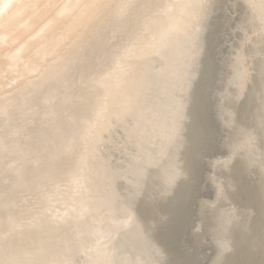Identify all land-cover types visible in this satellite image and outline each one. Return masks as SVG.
I'll return each instance as SVG.
<instances>
[{
    "label": "rangeland",
    "instance_id": "rangeland-1",
    "mask_svg": "<svg viewBox=\"0 0 264 264\" xmlns=\"http://www.w3.org/2000/svg\"><path fill=\"white\" fill-rule=\"evenodd\" d=\"M85 2H87V6L84 7V5H86ZM93 2V0H80L69 10L68 14H66L67 12L64 13V16L54 21L51 26L37 30L39 33L36 32L35 36H33V45H30V51L28 52L30 56L22 53L21 50L16 54L17 65L13 73V78H15L17 84L19 83L16 87V89L19 87V90H16L17 94H15V87L11 89L13 92L11 91L10 93L12 94L8 93L9 95L5 97V101L8 103L5 102L4 106L9 104L11 99L18 101L21 95L25 96L29 90L39 84L41 79L51 73V70H54L52 67L64 68L63 66L66 67L69 61L73 62L78 52L82 51L84 48H87L88 51L93 50L96 55H98V52L101 50L109 51L107 56L105 55L103 57L104 64H102V66L108 65L106 66L108 71L105 76L102 75L101 81L105 84H109V87L112 89L110 88V90H108L109 93L104 98L100 107L106 114V116L104 114L106 118L103 119L99 132V136L102 134L101 139L98 137L97 142L91 146L88 144L83 145L73 154H63L61 157L63 160L57 165L49 167L51 171L49 170L46 172L47 174L45 173L44 177L39 179L40 185L38 184L35 189L27 192L28 194H23L21 196V198L23 197L22 200L18 203L19 207L16 206V203L12 205L10 214H8L5 220H1L4 225L0 226V264H86L87 260L82 251L88 246L90 239H118L124 237L127 235L126 233L129 232V229L134 227L133 224L135 222L140 224L139 228L141 231L143 227H145L143 230H145L146 233L149 232L146 226L147 228L150 227L149 229L152 228L149 232L150 235L152 234L151 236H148L149 233H145V237L143 234L145 231L141 232V240L143 243L147 244V251L151 250V253L149 254L148 252V254L153 258L151 256H149V258L154 263L156 261V264H264V21H262V24H257L259 18H257L256 15L250 18L248 14L244 13L246 7L244 6L245 0H96L94 3ZM96 2H99V6ZM101 3L102 6H100ZM80 4H82V6ZM125 6L128 9H124L123 7ZM223 7H225V9H223ZM100 8L103 9L101 10ZM95 10L96 12H94ZM217 10L221 12V16L217 21L219 23L211 24ZM223 11H225V13H223ZM78 17H80V19H78ZM248 18H250V20L252 19L253 24L250 23L251 21L248 20ZM121 19H123L124 22ZM35 22L36 21L32 22L29 30L34 28ZM74 23L76 25H73ZM237 23L239 30L236 28ZM120 24L121 26H119ZM223 25H226L229 33L234 28L237 29L236 31H239L237 34L236 32L232 34V32L231 36L228 33L223 43L224 41L227 43L228 39L232 41V38L233 41L230 42L231 44L229 43L230 45L228 44V47H226L224 43V49L222 50H220L221 45L219 38L221 33H218V31L215 35L216 38L212 49V72H216L219 77L217 82L218 87H215L214 90L216 95V108L224 134L217 132L215 134L213 130H211V126L208 122L204 121L202 123L204 143L206 146L204 147L205 151L200 153V161L194 164V178L192 179L191 187L186 190V203L177 206L180 198L177 193L181 187H184L185 181L190 177L188 164L186 162V152L190 145L187 126L191 119H181L177 117V115L172 114L171 110L167 108H169L171 95L179 91L181 93L183 92L185 95L187 94L185 103L187 106L186 109L189 111L191 105L190 98H192L191 95L195 84L198 82L201 75L202 60L205 53V35L210 28L215 29L217 27V29H220ZM187 26H190L194 35L202 34V46L193 56L190 54L191 52H186V48L182 46V39L185 36L183 32L188 30ZM258 26H261V29H258L259 31L257 30ZM115 28L116 30L114 31ZM117 30L120 31L118 32ZM126 31H130L128 35ZM261 33H263V35ZM98 37L101 38L99 39ZM256 37L261 41L263 47L256 44ZM236 38H238V44L235 42ZM112 41H114V43ZM253 41H255V48ZM115 42L118 43L116 44ZM102 43H104V49H100L103 47ZM115 44L117 46H115ZM122 46L123 49L121 48ZM249 47H253L254 49H249ZM94 48L96 49L94 50ZM117 48H121L123 53L121 49L119 51ZM233 50H235V53L229 55ZM259 53H261V55H259ZM31 54L35 56L32 57ZM25 55L26 57L28 56V58H26ZM245 57L249 63L248 67L245 66L244 63L242 67L241 65L236 66V61L240 60L242 62ZM108 59H110L111 62ZM259 59H261V61H259ZM86 63L88 62L86 61ZM110 65L111 67H109ZM75 66L77 68L79 63ZM112 68L114 69L113 72ZM188 73L190 76L187 75ZM35 76H37V78H35ZM72 77L73 75L70 78ZM93 77L95 80L97 79L96 74H94ZM190 78L193 80L191 81ZM68 80L70 79L68 78L64 80V82L68 84ZM29 82H31V85L28 84ZM227 87H229V89H227ZM19 91L20 93H18ZM251 91H253V95H251ZM13 94L16 95L15 98ZM87 97H90V99L96 97V94H94L91 88L86 89L82 99H87ZM122 97L126 99L123 100ZM234 100H236V106L231 103V101ZM117 101L121 103H116ZM163 103L165 104L162 105ZM130 104L132 106H130ZM240 108L244 110L241 111ZM13 110L14 109L9 111L10 115ZM155 110H158L157 114ZM161 110L164 111V113H162ZM110 111L115 112L111 113ZM159 112H161V114H158ZM152 113L153 115H151ZM107 114L109 116H107ZM157 117H159V119ZM161 117L164 118L162 119ZM147 118H149V120ZM167 118L170 119L167 120L170 121L169 123L166 121ZM46 119L48 121L47 117ZM46 119H43L44 121L36 120V122H30L26 124L27 126H23L16 134L19 138L24 137L26 142H31L28 144H33L32 140L34 138L36 140L34 147H47L53 141L50 131H46L47 129L43 130V126H46L43 125ZM164 121H166V123ZM117 122L121 123L117 125ZM160 122L162 123L160 124ZM174 122L176 124H174ZM156 123L160 126L158 125L157 127ZM167 123L172 129V132L169 134L168 131L166 133L161 129L163 128L162 125L165 127ZM179 123L181 125H179ZM172 124L173 126H171ZM141 125L144 126L142 127ZM179 126H183L181 128L184 130ZM40 127H43V129H40ZM45 128H47V126ZM167 128L169 127L167 126ZM127 129H133L132 132L134 131L133 133L136 134L131 136L133 133L131 131L128 132ZM153 129H155V131H153ZM179 129H181V131H177ZM135 130H138V132ZM145 130H147L146 133ZM156 130L158 132H156ZM151 132H153V135H149ZM178 132L181 133V135ZM246 132L248 137L245 135V140L242 142L241 135L246 134ZM159 134L169 135L167 143L168 141H174L170 142L167 144L169 146L165 147V143H163L165 139L163 136H159ZM143 135L145 136L144 138ZM146 135L149 138H147ZM151 135L156 138L161 137L160 139L163 143V147L159 148V150L157 149V151H159L157 152V158L163 153L162 155L165 156L161 155L160 160L163 159L162 162L164 165L161 163L159 165L166 167L167 163H172L171 167L173 173V180L169 188L161 191L160 194L156 192V196L154 193L153 195L150 194L152 193L150 189H153L150 182L152 180L153 183L154 178L158 176H154L157 169H154V173L152 172L151 174V169H149L151 164L157 159L154 158V161L152 160L155 155H153L151 152L152 150L148 147V142L152 138ZM172 136L174 138H171ZM31 137L32 140L29 139ZM17 139L18 138L9 139L8 141H10V143L13 142L11 146H17L18 143L14 141ZM186 139L187 141H185ZM143 141L147 142L144 144ZM176 141L179 143V146L176 144ZM174 142L175 146L172 145ZM222 143L223 147L226 149L225 154H221L216 148L217 145L220 146ZM21 144L22 142L15 148L17 151L20 149L19 147H22ZM145 147H147L148 152ZM144 149L145 151H143ZM123 151H126L128 154L125 152L127 155H124ZM131 151L133 152L132 154L130 153ZM172 151L174 152L172 153ZM182 152L185 154L183 155ZM146 155L149 156L147 159L145 158ZM85 158L91 159L89 175L90 179L93 181L92 197L90 198L89 196L87 201V203L89 202V204H91H87L89 208L84 206L86 204L83 205L80 196L75 197L77 187L84 183V180L81 178L77 179L76 167L81 160ZM165 158L166 160H164ZM133 159L134 161L131 163ZM63 162L66 164L63 165ZM164 162L167 163L165 164ZM176 162L179 164L178 166ZM147 164H150L149 167H147ZM123 165L126 167H123ZM173 165H175V167ZM130 168L133 170L131 171ZM209 168L211 170H209ZM124 169L126 171H124ZM140 170L143 171L141 172ZM147 170H150V172H147ZM134 171L137 176H135ZM157 171L162 172L160 166ZM159 172L157 173L159 174ZM8 173L7 171H0V178L8 176V178L13 179ZM144 173L152 176V178L149 176L150 182L147 181L149 178L145 177L146 175ZM125 176L126 178L127 176H131L132 181L129 180L130 178L126 179ZM118 178L121 179L119 180L122 181V183ZM111 179L112 181H110ZM241 180H244V182ZM117 181L118 184H115V188L114 183H117ZM136 181H138V183ZM208 181L212 183L214 188V195L212 197ZM101 188L104 189L102 190ZM4 189L0 190V195H2ZM112 190H116V192ZM115 193L116 195L117 193L120 194H118L119 196L117 195L118 199ZM123 194L126 195L123 196ZM110 195H115L116 197L112 196L111 198ZM145 197H150L151 200ZM113 198L114 200H112ZM146 199L150 202H147ZM141 200H145L144 203ZM140 201L142 203H140ZM30 203L34 204L32 205ZM135 204H137V206ZM25 205L26 208H24ZM32 206L35 207L33 208ZM140 216L141 218L139 219ZM99 220L100 222H98ZM104 222L107 223V226L105 229H100L99 226ZM143 223L147 225L144 224V226ZM21 224H23V227ZM30 228L32 229L30 230ZM36 230L37 232H35ZM25 231L26 233H24ZM41 231H43V233H41ZM154 233L156 234L155 236L153 235ZM155 237L160 241L158 240V242ZM149 238L152 242H155L152 244ZM41 241H44L43 243L45 244L41 243L39 245ZM157 244L161 245V247ZM157 246H159V248ZM73 251H78V253L75 254L77 258L74 256L72 260H67L68 254ZM35 253H37V255ZM75 258L77 261H75ZM155 258H157V260ZM150 260L149 264H154Z\"/></svg>",
    "mask_w": 264,
    "mask_h": 264
},
{
    "label": "bare ground",
    "instance_id": "bare-ground-1",
    "mask_svg": "<svg viewBox=\"0 0 264 264\" xmlns=\"http://www.w3.org/2000/svg\"><path fill=\"white\" fill-rule=\"evenodd\" d=\"M80 0H0V171H7L8 175H11L13 179L8 178V176H3L0 178V190L4 189V192L2 193V195H0V226L4 225L2 223L1 220H5L8 216V214H10L12 205H14L16 203V206L19 207L18 203L22 200L21 196L27 192L32 191L33 189H35L39 183V179H41L42 177H44L45 173L48 172L51 168V166H55L57 165L61 160H63V158H61L63 156V154L65 153H69V154H73L74 152L78 151L79 148H81L83 145L88 144L89 146L93 145L94 143L97 142L98 137L99 136V132L101 129V123L103 121V119H105L106 117H104L105 111H103L100 107L102 105V102L104 101V98L107 96V94L109 93L108 90H110L111 87H109V84H105L101 81V77L102 75H106L107 74V68L106 66L108 65H103V57L106 55L109 51L107 50H101L100 49H104V43L103 47L99 49L100 52H98V55H96L94 53V51H88L87 48H84L82 51L78 52V54L76 55V57L74 58L73 62L68 63V65L64 68H59V67H52L54 70H51V73L47 74V76L43 79L40 80L39 84L37 86H34L33 89L29 90L28 93H26L25 96L21 95V98L19 96L18 101H15L13 99H11V102H9V104L4 106L5 101V97L10 93L12 90V88L15 87V94L17 85V81L15 80V78H13V73L14 70H16V63H17V56L16 54L19 52V50L22 51V53H25L26 55L30 56L28 54V52L30 51V47L33 45L32 43V38L33 36H35V33L37 32V30L41 29V28H46L47 26H51V24H53L54 21H56L58 18H60L61 16L63 17L64 13L68 14L69 10H71L76 3H78ZM94 2L96 0H93ZM126 1V0H125ZM92 2V1H91ZM90 2V3H91ZM93 2V3H94ZM103 2V1H102ZM107 2V1H106ZM123 2V1H122ZM130 2V1H128ZM84 3V2H83ZM87 2H85L86 4ZM89 3V1H88ZM97 3V2H96ZM99 3V2H98ZM97 3V5L99 6V4ZM127 3V2H126ZM136 3V2H135ZM106 4V3H105ZM125 4V2H124ZM82 6V4H80ZM92 5V4H91ZM113 5V4H112ZM80 6V8H81ZM87 6L84 5V7ZM90 6V5H89ZM102 6V3L101 5ZM108 6V4H107ZM106 6V7H107ZM128 6V3H127ZM245 9H244V13L248 14V16L251 18V16L259 18V21L257 24H262V21H264V0H245V4H244ZM113 7V6H110ZM83 8V7H82ZM124 9H128L126 6L123 7ZM96 9V8H95ZM101 9V8H100ZM103 9V8H102ZM101 9V10H102ZM223 9H225V7H223ZM82 10V9H81ZM94 10V9H93ZM111 10V9H110ZM115 10V9H114ZM119 10V9H118ZM88 11V10H87ZM122 11V10H121ZM120 11V12H121ZM128 11V10H127ZM246 11V12H245ZM96 12V10L94 11ZM100 12V11H99ZM111 12V11H110ZM114 12V11H113ZM84 13V12H83ZM92 13V12H91ZM131 13V12H130ZM223 13H225V11H223ZM90 14V13H89ZM127 14V13H126ZM80 15V14H79ZM119 15V13H118ZM124 15V14H123ZM122 15V16H123ZM67 16V15H66ZM73 16V15H72ZM121 16V14H120ZM108 17V15H107ZM117 17V16H116ZM127 17V15H126ZM111 18V17H110ZM115 18V17H114ZM113 18V19H114ZM123 18V17H122ZM250 18H248V20H250ZM78 19H80V17H78ZM96 19V18H95ZM60 20V19H59ZM123 20V19H121ZM261 20V21H260ZM36 21L34 23V28L32 30H29V27L32 25V22ZM71 21V20H70ZM73 21V20H72ZM76 21V20H75ZM114 21V20H113ZM251 24H253L252 19L250 20ZM78 22V21H77ZM107 22V21H105ZM118 22V21H117ZM124 22V20H123ZM72 23V22H71ZM69 24V23H68ZM118 24V23H117ZM123 24V23H122ZM256 24V25H257ZM73 25H76L75 23ZM72 25V26H73ZM127 25V24H126ZM105 26V25H104ZM110 26V25H109ZM117 26V25H116ZM121 26V24L119 25ZM238 23L236 25V28L238 29ZM262 26V25H261ZM261 26L257 28V30L261 29ZM75 27V26H74ZM73 27V28H74ZM103 27V26H102ZM114 27V26H113ZM126 27V26H125ZM128 27V26H127ZM78 28V27H77ZM117 28V27H116ZM116 28L114 29V31L116 30ZM120 28V27H119ZM124 28V27H122ZM234 28L231 30V32L229 33V35L231 36L232 34H237L236 31L237 29ZM76 29V28H75ZM112 29V28H111ZM188 30H185L183 33H185L184 38L182 39V46L183 48H186L185 51L190 53L192 56L195 55V53L197 52V50H199L202 46L201 44V37L202 34H197L194 35L193 30L190 28V26H187ZM96 30V29H95ZM126 30V29H125ZM239 30V29H238ZM258 30V31H259ZM118 32L120 30H117ZM34 32V33H33ZM108 32V31H107ZM111 32V31H109ZM127 35L129 34L130 31H126ZM39 33V32H37ZM76 33V32H75ZM97 33V32H96ZM113 33V31H112ZM117 33V32H116ZM123 33V32H121ZM125 33V32H124ZM115 34V33H114ZM120 34V33H118ZM254 34V33H253ZM263 35V33H261ZM37 35V34H36ZM108 35V34H107ZM121 35V34H120ZM126 35V34H125ZM257 35V34H256ZM103 36V35H102ZM118 36V35H117ZM123 36V35H122ZM120 36V37H122ZM247 36V35H246ZM112 37V36H111ZM119 37V36H118ZM233 37V36H232ZM255 37V36H254ZM40 38V37H39ZM99 39L101 37H98ZM124 38V37H123ZM245 38V37H244ZM121 39V38H119ZM126 39V37H125ZM255 39H257L256 44L257 45H261V41L258 40V38L256 37ZM264 39V37H263ZM39 40V39H38ZM43 40V39H42ZM48 40V39H47ZM107 40V39H106ZM112 40V39H111ZM123 40V39H122ZM99 41V40H98ZM121 41V40H120ZM233 41V38H232ZM231 39L224 41L226 47H228V44L230 42H232ZM102 42V41H101ZM100 42V43H101ZM114 43V41H112ZM236 44H238V38H236L235 40ZM44 43V42H42ZM41 43V44H42ZM116 43V42H115ZM118 43V42H117ZM116 43V44H117ZM121 43V42H120ZM254 43V48H255V41H253ZM38 44V43H37ZM115 44V46H117ZM231 44V43H230ZM229 44V45H230ZM31 45V46H30ZM44 45V44H42ZM41 45V46H42ZM48 45V43H47ZM95 45V44H94ZM99 45V44H97ZM121 45V44H120ZM119 45V46H120ZM256 45V46H257ZM62 46V45H61ZM106 46V45H105ZM112 46V45H111ZM118 46V48H119ZM124 46V45H123ZM123 46L121 47L123 49ZM43 47V46H42ZM261 47H263V45H261ZM99 48V47H98ZM117 48V49H118ZM120 48V49H121ZM253 47H249V49H254ZM96 48H94L95 50ZM108 49V48H107ZM114 49V48H113ZM120 49H118L120 51ZM121 49V51H122ZM28 50V51H27ZM43 50V49H41ZM40 50V51H41ZM91 50V49H90ZM110 50V49H108ZM103 51V52H102ZM263 51H264V47H263ZM42 52V51H41ZM112 52V51H111ZM21 53V54H22ZM117 53V52H116ZM113 53V54H116ZM121 53V52H120ZM123 53V51H122ZM235 50L231 51L229 53L230 54H234ZM111 54V53H110ZM119 54V53H118ZM25 55V57H26ZM33 54H31L32 56ZM75 55V54H74ZM81 55V56H80ZM228 55V56H229ZM259 55H261V53H259ZM28 56L26 58H28ZM35 56V55H34ZM32 56V57H34ZM109 56V55H108ZM182 56V53H181ZM23 57V56H22ZM23 57V58H25ZM115 57V56H114ZM119 57V56H118ZM195 57V56H194ZM30 58V57H29ZM22 59V58H21ZM35 59V58H34ZM33 59V60H34ZM112 59V58H111ZM118 59V58H117ZM32 60V61H33ZM110 62L111 60L108 59ZM116 60V59H114ZM185 60V59H184ZM264 60V57H263ZM23 61V60H22ZM28 61V60H27ZM26 61V62H27ZM86 61L88 63H86ZM106 61V59H105ZM189 61V60H188ZM259 61H261V59H259ZM29 62V61H28ZM103 62V63H102ZM108 62V61H107ZM106 62V63H107ZM117 62V61H116ZM77 63V64H75ZM76 66L75 65H78ZM114 63V62H112ZM236 66L241 65V67L243 66V63L245 66L248 67L249 63L246 59V57L242 60V62L240 60L236 61ZM28 64V63H27ZM26 65V64H25ZM44 65V64H43ZM30 66V64H29ZM57 66V65H56ZM61 66V65H58ZM111 67V65L109 66ZM114 67V66H113ZM31 68V67H30ZM111 69V68H110ZM113 69V68H112ZM118 70V69H116ZM114 71V69L112 70V72ZM120 71V70H118ZM117 71V72H118ZM136 71V70H134ZM138 72V71H137ZM110 73V72H109ZM96 74L97 79L95 80V78L93 77V75ZM116 74V72H115ZM112 74V75H115ZM120 74V73H119ZM23 75V74H22ZM21 75V76H22ZM35 75V74H34ZM73 75L72 78H70ZM111 75V74H110ZM118 75V74H117ZM187 75L190 76V74L188 73ZM108 76V75H107ZM113 77V76H112ZM22 78V77H21ZM33 78V77H32ZM35 78H37V76H35ZM70 79L68 80V84L67 82H64V80L66 79ZM109 78V77H107ZM117 78V76H116ZM188 78V77H186ZM192 78V77H191ZM190 78V79H191ZM111 79V78H110ZM110 79H109V83H110ZM22 80V79H21ZM28 80V78H27ZM30 80V79H29ZM171 80V79H170ZM169 80V82H170ZM193 79H191L192 81ZM179 81V80H178ZM186 81V80H185ZM197 81V80H195ZM33 82V81H32ZM174 82V81H172ZM190 84H192L190 81H188ZM179 83V82H178ZM181 83V81H180ZM187 83V82H186ZM28 84L31 85V82H29ZM27 84V85H28ZM167 84V83H166ZM177 84V83H176ZM185 84V83H183ZM91 85V87H90ZM131 85V84H130ZM133 85V84H132ZM171 85V84H170ZM169 85V86H170ZM186 85V84H185ZM184 85V86H185ZM189 85V84H188ZM196 85V84H195ZM175 86V85H174ZM173 86V87H174ZM28 87V86H26ZM135 87V86H134ZM183 87V86H182ZM186 87V86H185ZM21 88V87H20ZM31 88V87H30ZM91 88L94 92V94H96V97L94 99H90V97H87V99H82L83 94L85 93L86 89ZM164 88V87H163ZM168 88V87H167ZM170 88V87H169ZM175 88V87H174ZM25 89V88H24ZM112 89V88H111ZM126 89V88H125ZM129 89V88H128ZM171 89V88H170ZM227 89H229V87H227ZM27 90V89H26ZM25 90V91H26ZM130 90V89H129ZM173 90V89H172ZM179 90V89H178ZM187 90V89H185ZM24 91V90H23ZM124 91V90H123ZM128 91V90H127ZM176 91V90H175ZM13 92V91H12ZM122 92V90H121ZM156 92V91H155ZM179 92V91H178ZM177 91L173 93V95H171V99H170V104L169 107L167 109L171 110L172 114L177 115V117L181 118V119H190V115H189V111L186 109V103H185V99H186V95L183 94V92H179ZM187 92V91H186ZM9 93V94H8ZM20 93V91L18 92ZM124 93V92H123ZM127 93V92H126ZM22 94V93H21ZM25 94V93H24ZM121 94V93H119ZM162 94V93H161ZM189 94V93H188ZM19 95V94H18ZM17 95V96H18ZM163 95V94H162ZM251 95H253V91H251ZM11 96V95H10ZM127 96V95H126ZM131 96V95H130ZM129 96V97H130ZM133 96V95H132ZM13 97L15 98L16 95L13 94ZM10 97V98H13ZM189 97V96H188ZM9 98V97H7ZM123 100L124 97H122ZM132 98V97H131ZM117 99V98H116ZM160 99V97H159ZM168 99V98H167ZM191 99V98H190ZM189 99V100H190ZM13 100V101H12ZM119 100V99H118ZM121 100V99H120ZM134 100V99H133ZM164 100V97H163ZM232 100V99H231ZM9 101V100H8ZM132 101V100H131ZM161 101V100H160ZM168 101V100H167ZM236 100L231 101V103L236 106L237 104L235 103ZM120 102V101H119ZM118 101L116 103H119ZM125 102V101H123ZM128 102V101H127ZM164 102V101H163ZM8 103V102H6ZM121 103V102H120ZM119 103V104H120ZM118 104V105H119ZM124 104V103H122ZM121 104V105H122ZM128 104V103H127ZM165 103H163L162 105H164ZM161 105V106H162ZM117 106V105H116ZM126 106V105H125ZM129 106V105H128ZM130 106H132L130 104ZM160 106V103H159ZM158 106V107H159ZM120 107V106H119ZM124 107V106H123ZM157 107V106H156ZM163 107V106H162ZM115 108V105H114ZM166 108V106H165ZM13 110L12 114L10 115V110ZM123 109V108H121ZM149 109V108H148ZM157 109V108H155ZM160 109V108H159ZM166 109V110H167ZM190 109V107H189ZM112 110V109H110ZM116 110V109H115ZM118 110V109H117ZM153 110V109H151ZM165 110V112L167 113V111ZM168 110V111H169ZM109 111V110H108ZM122 111V110H121ZM133 111V110H132ZM154 111V110H153ZM156 114L158 112V110H155ZM111 112V111H110ZM115 112V111H113ZM111 112V113H113ZM152 112V111H151ZM162 113H164V111L161 110ZM161 112H159L158 114H161ZM107 113V112H106ZM110 113V114H111ZM119 113V111H118ZM165 113V114H166ZM117 114V113H116ZM113 115V114H112ZM111 115V116H112ZM126 115V114H125ZM148 115V114H147ZM153 115V113L151 114ZM155 115V114H154ZM106 116V114H105ZM107 116H109L107 114ZM115 116V115H114ZM157 116V115H156ZM155 116V117H156ZM160 116V115H159ZM163 116V114H162ZM170 116V115H169ZM46 117L48 118V121L46 119ZM137 117V116H136ZM145 117V115H144ZM148 117V116H147ZM151 117V116H150ZM154 117V118H155ZM166 117V116H164ZM163 117V118H164ZM173 117V115H172ZM131 118V117H130ZM143 118V117H142ZM159 119V117H157ZM162 118V117H161ZM162 118V119H163ZM46 119V124L42 122L43 125H46L47 128H45L46 126H43L40 129L46 130V131H50L51 136H52V141L47 147H34V143L36 142V140L32 137L29 138L30 140H32L33 144H28L31 142H26V140L24 139V137L19 138V136L16 134L20 129H22V127L27 126L26 124L30 123V122H36V120H44ZM111 119V118H110ZM118 119V118H117ZM146 119V118H144ZM149 120V118H147ZM151 119V118H150ZM156 119V118H155ZM157 119V120H158ZM177 119V118H176ZM116 120V119H115ZM120 120V119H118ZM170 120V119H166ZM143 121V120H142ZM156 121V120H154ZM166 121H164L166 123ZM172 121V120H171ZM183 121V120H182ZM190 121V120H189ZM39 122V121H38ZM37 122V123H38ZM140 122V121H138ZM157 122V121H156ZM159 122V121H158ZM168 123L170 121H167ZM173 122V121H172ZM176 122V121H175ZM174 122V124H176ZM180 122V121H179ZM41 123V122H40ZM39 123V124H40ZM120 124L121 122H117ZM150 123V122H149ZM153 123V122H152ZM162 122H160L161 124ZM167 126L169 128H167V126H163L162 131L166 132L168 131V134L170 132H172L170 126ZM134 124V123H133ZM148 124V123H147ZM157 124V123H156ZM37 125V124H36ZM41 125V124H40ZM135 125V124H134ZM138 125V123H137ZM146 125V124H145ZM153 125V124H152ZM151 125V126H152ZM159 124H157L158 127ZM179 125H181L179 123ZM184 125V124H182ZM113 126V125H112ZM115 126V125H114ZM142 127L144 125H141ZM150 126V124H149ZM148 126V127H149ZM160 126V125H159ZM173 126V124L171 125ZM177 126V125H176ZM174 126V127H176ZM39 127V126H38ZM120 127V126H119ZM140 127V126H139ZM156 127V125H155ZM154 127V128H155ZM173 127V128H174ZM178 127V126H177ZM180 127V126H179ZM183 127V126H181ZM180 127V128H181ZM145 128V127H144ZM152 128V127H151ZM160 128V127H159ZM39 129V128H37ZM147 129V127H146ZM149 129V128H148ZM182 129V128H181ZM181 129L177 130V131H181ZM112 130V129H111ZM128 130V129H127ZM133 129L128 130L132 132ZM139 132L140 129L138 128ZM138 130H135L138 132ZM152 130V129H151ZM184 130V129H182ZM244 130V129H243ZM48 131V132H49ZM102 131V130H101ZM147 130H145L146 133ZM153 131H155V129H153ZM161 131V130H159ZM134 132V131H133ZM132 132V133H133ZM156 132H158L156 130ZM160 132V133H163ZM173 132L175 133V131L173 130ZM114 133V132H113ZM141 133V132H140ZM179 133V132H178ZM245 133V132H244ZM19 134V133H18ZM131 134V133H130ZM136 134V133H135ZM134 133L131 134V136L135 135ZM143 134V133H142ZM152 134L153 132L149 133V135ZM181 135V133H179ZM138 135V134H137ZM151 135V137H152ZM155 135V134H154ZM179 135V136H180ZM183 135V134H182ZM203 135V134H202ZM245 135L248 137L247 132L246 134H242L241 135V141L243 142L245 140ZM23 136V135H22ZM112 136V135H111ZM129 136V137H131ZM141 136V135H140ZM156 137H158L157 135H155ZM159 136H163L165 141H163V143H165V147L169 146L167 144H169L170 142L173 141H168L169 140V135L166 136V134L164 135H160ZM184 136V135H183ZM182 136V137H183ZM138 137V136H136ZM145 136L143 135V138ZM147 137V135H146ZM156 137H152L151 140L148 142V147L149 149H151L150 151L153 153V161L154 158H157L159 151H157V149L159 150V148L163 147V143L162 140L160 138H156ZM181 137V138H182ZM18 138L17 140H14L17 144V146H11L13 145V142L10 143V141H8L9 139H15ZM103 138V137H102ZM126 138V137H125ZM132 138V137H131ZM141 138V137H140ZM149 138V137H147ZM146 138V139H147ZM171 138H174L173 136ZM186 138V137H185ZM105 139V138H104ZM163 139V140H164ZM106 140V139H105ZM110 140V139H109ZM113 140V139H112ZM139 140V139H138ZM172 140V139H171ZM176 140V138H175ZM141 141V140H140ZM179 141V140H178ZM187 141V139L185 140ZM22 142L21 146L19 147L20 149H18V151L15 149L16 147H18L20 145V143ZM25 142V143H24ZM99 142V141H98ZM106 142V141H105ZM108 142V141H107ZM129 142V141H128ZM144 144L147 141H143ZM101 143V142H100ZM188 143V142H187ZM143 144V146H144ZM174 143H172V145H174ZM176 144L178 145L179 143ZM186 144V143H185ZM103 145V143H102ZM176 145V147H177ZM147 146V145H146ZM175 146V145H174ZM179 146V145H178ZM97 147V146H96ZM104 147V145H103ZM107 147V146H106ZM142 147V146H141ZM171 147V146H170ZM183 147V146H182ZM102 148V147H100ZM146 151H147V147ZM169 148V147H168ZM167 148V149H168ZM178 148V147H177ZM186 148V147H183ZM15 149V150H14ZM86 149V148H85ZM96 149V148H95ZM137 149V148H136ZM140 149V148H139ZM165 149V148H164ZM171 149V148H170ZM173 149V146H172ZM100 150V149H99ZM127 150V149H126ZM166 150V149H165ZM174 150V149H173ZM101 151V150H100ZM136 151V150H135ZM145 151V149L143 150ZM124 155H127L128 153L126 151H123ZM125 152L127 154H125ZM137 152V151H136ZM141 152V150H140ZM148 152V151H147ZM167 152V151H165ZM171 152V151H168ZM174 151H172L173 153ZM184 152V149H183ZM182 152V153H183ZM131 154L133 153L132 151L130 152ZM142 153V152H141ZM140 153V154H141ZM144 153V152H143ZM151 153V154H152ZM88 154V153H87ZM145 154V153H144ZM150 154V155H151ZM163 154V153H162ZM161 154V155H162ZM168 154V153H167ZM170 154V153H169ZM185 153H183L184 155ZM142 155V154H141ZM148 155V153H147ZM146 155V159L147 156ZM161 155L160 157H158L150 166L149 169L147 170V172H150V174L155 171L156 169L158 170L159 166L160 169H162V172L159 171H155L156 174L158 175L154 178L153 183L152 180L151 182L149 181L150 178H152L151 175L149 174H145V177L151 176L147 181L150 182L151 187H153V189H150V191L153 195L159 193L163 190H167L172 182V163L168 164L167 162V166L164 167L163 162L161 159ZM66 156V155H65ZM68 156V155H67ZM165 156V155H162ZM144 157V156H142ZM169 157V156H168ZM178 157V155H177ZM65 158V157H64ZM127 158V157H126ZM164 158V157H163ZM175 158V157H174ZM183 158V157H182ZM181 158V159H182ZM132 159V158H131ZM139 159V158H138ZM151 159V158H150ZM179 159V158H177ZM125 160V159H124ZM149 160V161H152ZM166 160V158L164 159ZM130 161V160H129ZM134 161V159L131 161V163ZM148 161V162H149ZM169 161V160H168ZM176 161V160H175ZM183 161V159H182ZM90 162L91 159H82L81 162L77 165L76 167V176L77 179L81 178L82 180H84V183L77 187L76 189V193H75V197L80 196V200L82 199V203L86 208L87 204H89V202L87 203L89 196L90 198L92 197V187H93V181L90 179V175H89V166H90ZM98 162V160H97ZM127 162V161H126ZM138 162V161H137ZM141 162V161H139ZM147 162V163H148ZM174 162V161H173ZM187 162V161H186ZM184 162V163H186ZM130 163V164H131ZM136 163V162H134ZM133 163V164H134ZM143 163V162H142ZM163 164V165H159V164ZM165 163V162H164ZM165 163V164H166ZM177 163V162H176ZM63 165L66 163H62ZM137 164V163H136ZM145 164V163H144ZM183 164V163H182ZM181 164V165H182ZM125 165V164H124ZM123 167H126L124 166ZM140 165V163H139ZM148 165V164H147ZM146 165V166H147ZM150 165V164H149ZM149 165L147 167H149ZM179 164L177 163V166ZM184 165V164H183ZM122 166V165H121ZM130 166V165H129ZM136 166V165H135ZM134 166V167H135ZM175 167V165H173ZM61 167V166H60ZM66 167V166H65ZM138 167V166H137ZM168 167V168H167ZM173 167V168H174ZM48 168V169H47ZM118 168V167H117ZM121 168V167H119ZM129 168V167H128ZM155 169V170H154ZM113 170V169H112ZM127 170V168H126ZM124 169V171H126ZM131 170V168H130ZM133 170V169H132ZM131 170V171H132ZM144 170V168H143ZM142 170V171H143ZM51 171V170H50ZM128 171V170H127ZM141 171V170H140ZM139 171V172H140ZM141 171V172H142ZM146 171V169H145ZM144 171V172H145ZM123 172V171H122ZM129 172V171H128ZM135 172V171H134ZM159 172V174L157 173ZM5 173V172H4ZM98 173V172H97ZM107 173V172H106ZM133 173V172H132ZM154 173V172H153ZM3 174V173H2ZM47 174V173H46ZM108 174V173H107ZM114 174V173H112ZM116 174V172H115ZM126 174V173H125ZM129 174V173H128ZM135 176L136 172L134 173ZM143 174V173H142ZM4 175V174H3ZM62 175V174H61ZM127 175V174H126ZM133 175V174H131ZM153 175V174H152ZM175 175V174H174ZM2 176V175H1ZM101 176V175H100ZM119 176V174H118ZM117 176V177H118ZM129 176V175H128ZM125 178L131 180V176ZM7 177V178H6ZM62 177V176H61ZM116 177V178H117ZM121 178V177H120ZM118 178V180L120 179ZM124 178V177H123ZM124 178V179H125ZM138 178V177H137ZM141 178V177H140ZM10 181H9V180ZM123 179V180H124ZM125 179V180H126ZM44 180V179H42ZM115 180V178H114ZM117 180V179H116ZM121 180V179H120ZM119 180V181H120ZM124 180V181H125ZM129 180H128V184H129ZM140 180V179H139ZM58 181V180H57ZM112 181V179L110 180ZM127 181V180H126ZM125 181V182H126ZM132 181V180H131ZM122 183V181H120ZM124 182V183H125ZM138 183V181H136ZM141 182V180H140ZM103 183V181H102ZM108 183V182H107ZM114 183V182H113ZM135 183V182H134ZM10 184V185H9ZM98 184V183H97ZM106 184V183H105ZM109 184V183H108ZM112 184V183H111ZM115 184H118L115 182ZM132 184V182H131ZM136 184V183H135ZM134 184V185H135ZM148 184V183H146ZM153 184V186H152ZM137 185V184H136ZM140 185V184H139ZM65 186V185H64ZM103 186V185H102ZM109 186V185H108ZM116 188V185L114 186ZM144 187V186H143ZM150 187V186H149ZM106 188V187H104ZM103 188V189H104ZM139 188V187H138ZM99 189V188H98ZM102 189V188H101ZM102 189V190H103ZM140 189V188H139ZM106 190V189H105ZM146 190V188H145ZM111 191V190H110ZM115 191L116 190H112ZM142 191V190H141ZM155 191V192H154ZM99 192V191H98ZM101 192V191H100ZM140 192V190H139ZM138 192V193H139ZM157 192V193H156ZM112 193V192H111ZM130 193V192H129ZM28 194V193H27ZM57 194V193H56ZM114 194V193H113ZM119 193H117L118 195ZM107 195V194H106ZM116 195V193H115ZM112 195V196H115ZM116 195V196H117ZM120 195V194H119ZM118 195V196H119ZM126 194H123V196ZM131 195V193H130ZM144 195V194H143ZM147 195V194H146ZM111 196V195H110ZM111 196V198H112ZM115 196V197H116ZM118 196L116 197L118 199ZM122 196V197H123ZM149 196V194H148ZM156 196V195H155ZM74 197V196H73ZM121 197V196H120ZM141 197V195H140ZM144 197V196H143ZM151 197V195H150ZM150 197H145V198H150ZM57 198V197H56ZM108 198V197H107ZM142 198V197H141ZM130 199V197H129ZM140 199V198H139ZM143 199V198H142ZM25 200V199H24ZM57 200V199H56ZM106 200V199H105ZM114 200V198L112 199ZM138 200V199H137ZM148 199H146L147 201ZM151 200V198H150ZM44 201V200H43ZM117 201V200H116ZM134 201V200H133ZM139 201V200H138ZM143 203L145 200H141ZM140 201V203H142ZM92 202V201H91ZM121 202V201H120ZM150 202V201H147ZM113 203V202H112ZM125 203V202H123ZM122 203V204H123ZM135 203V202H133ZM138 203V202H137ZM30 204H34V203H30ZM46 204V203H45ZM105 204V203H104ZM103 204V205H104ZM121 204V203H120ZM127 204V203H126ZM129 204V203H128ZM148 204V203H145ZM144 204V205H145ZM23 205V204H22ZM43 205V204H42ZM91 205V204H89ZM88 205V206H89ZM115 205V204H114ZM137 206V204H135ZM82 206V205H81ZM105 206V205H104ZM141 206V205H140ZM15 207V206H14ZM33 207V206H32ZM35 207V206H34ZM33 207V208H34ZM107 207V206H105ZM134 207V206H133ZM143 207V206H142ZM22 208V207H21ZM26 208V205L25 207ZM32 208V209H33ZM40 208V207H39ZM108 208V207H107ZM14 209V208H13ZM16 209V208H15ZM18 209V208H17ZM42 209V208H41ZM23 210V209H22ZM72 210V209H71ZM87 210V209H86ZM91 210V209H90ZM93 210V209H92ZM27 211V210H26ZM24 212V211H23ZM35 212V211H34ZM41 212V211H40ZM97 212V211H96ZM111 212V211H110ZM145 212V211H144ZM93 213V212H91ZM101 213V212H100ZM122 213V212H119ZM146 213V212H145ZM24 214V213H23ZM136 214V213H135ZM14 215V214H13ZM16 215V214H15ZM19 215V214H18ZM31 215V214H30ZM44 215V214H43ZM124 215V214H123ZM126 215V214H125ZM141 216H143L142 214H140ZM20 216V215H19ZM53 216V214H52ZM93 216V215H91ZM102 216V215H101ZM134 216V215H133ZM139 216V214H138ZM141 216L139 217V219L141 218ZM17 217V216H16ZM21 217V216H20ZM19 217V218H20ZM23 217V216H22ZM38 217V216H37ZM84 217V216H83ZM119 217V216H118ZM146 217V216H144ZM34 218V217H33ZM39 218V217H38ZM95 218V216H94ZM143 218V217H142ZM93 219V217H92ZM104 219V218H102ZM124 219V218H123ZM12 220V219H11ZM106 220V219H105ZM135 220V219H134ZM21 221V220H19ZM46 221V220H45ZM76 221V220H75ZM111 221V220H110ZM7 222V221H6ZM16 222V220H15ZM51 222V221H50ZM100 222V220L98 221ZM145 222V221H144ZM31 223V222H30ZM118 223V222H117ZM150 223V222H149ZM8 224V223H7ZM6 224V226H7ZM14 224V223H13ZM92 224V223H91ZM99 224V223H98ZM120 224V223H119ZM145 223H143L144 225ZM152 224V223H151ZM23 224H21L22 226ZM27 225V224H26ZM41 225V224H40ZM58 225V224H57ZM118 225V224H117ZM122 225V224H121ZM147 225V224H145ZM144 225V226H145ZM10 226V225H9ZM20 226V228H21ZM25 226V225H24ZM84 226V225H82ZM89 226V225H88ZM107 226V223H101V225L99 226L100 229H105V227ZM116 226V225H115ZM119 226V225H118ZM124 226V225H123ZM127 226V225H126ZM134 227L129 229V232H127L126 236L121 237V238H116V239H110V238H106V239H98V240H94V239H90V242L88 243V246L82 251V253H84L85 257H86V264H149V255L151 252L147 251V244L143 243L141 240V232L145 231L143 230L145 227H143L142 231L139 228L140 224L135 222L133 224ZM149 226V225H148ZM152 226V225H151ZM19 227V226H18ZM23 227V226H22ZM41 227V226H40ZM114 227V226H113ZM8 228V227H7ZM52 228V227H51ZM70 228V227H69ZM110 228V227H109ZM124 228V227H123ZM150 228V227H149ZM146 226V229L150 230ZM22 229V228H21ZM20 229V230H21ZM32 228H30L31 230ZM37 230H39L38 228H36ZM65 229V228H64ZM111 229V228H110ZM7 230V229H6ZM15 230V229H14ZM13 230V231H14ZM37 230L35 232H37ZM72 230V229H71ZM79 230V229H78ZM93 230V229H92ZM113 230V229H112ZM118 230V229H117ZM17 231V230H16ZM33 231V230H32ZM44 231V230H43ZM43 231H41V233H43ZM47 231V230H46ZM51 231V230H49ZM97 231V230H96ZM107 231V230H106ZM111 231V230H110ZM119 231V230H118ZM154 231V230H153ZM66 232V231H64ZM69 232V231H68ZM100 232V231H99ZM108 232V231H107ZM115 232V231H114ZM147 232V233H149ZM15 233V232H14ZM17 233V232H16ZM23 233V232H22ZM26 233V231L24 232ZM34 233V232H33ZM67 233V232H66ZM70 233V232H69ZM84 233V232H83ZM123 233V232H122ZM145 232H143L144 236L147 234H145ZM2 234V233H1ZM6 234V233H5ZM9 234V233H7ZM19 234V233H18ZM21 234V233H20ZM30 234V233H29ZM100 234V233H99ZM103 234V233H102ZM12 235V234H11ZM46 235V233H45ZM81 235V234H80ZM112 235V233H111ZM110 235V236H111ZM116 235V234H115ZM118 235V234H117ZM152 235V234H151ZM150 233L148 236H151ZM154 236L156 235L155 233L153 234ZM7 236V235H6ZM14 236V235H13ZM31 236V235H30ZM37 236V235H36ZM40 236V234H39ZM42 236V235H41ZM84 236V235H83ZM147 236V237H148ZM12 237V236H11ZM34 237V236H33ZM81 237V236H80ZM87 237V236H86ZM103 237V236H102ZM117 237V236H116ZM120 237V234H119ZM146 237V236H145ZM143 237V238H145ZM158 237V236H157ZM155 237V238H157ZM10 238V237H9ZM14 238V237H13ZM16 238V237H15ZM44 238V237H43ZM68 238V237H67ZM114 238V237H113ZM151 238V237H150ZM149 238V239H150ZM154 238V237H153ZM152 238V240H153ZM159 238V237H158ZM157 238V241L159 240ZM2 239V236H1ZM8 239V238H7ZM24 239V237H23ZM26 239V238H25ZM33 239V238H32ZM5 240V238H4ZM18 240V237H17ZM16 240V241H17ZM44 240V239H43ZM156 240V239H154ZM3 241V240H2ZM26 241V240H25ZM28 241V240H27ZM38 241V240H37ZM66 241V240H65ZM151 241V239L149 240ZM160 241V240H159ZM158 241V242H159ZM4 242V241H3ZM44 241H41L39 243V245L41 243H43ZM48 242V241H47ZM85 242V241H84ZM146 242V241H145ZM148 242V241H147ZM152 242V241H151ZM150 242V243H151ZM155 241L152 242V244ZM63 243V242H62ZM2 244V243H1ZM24 244V243H23ZM45 244V243H43ZM58 244V243H57ZM146 244V245H145ZM31 245V243H30ZM37 245V244H36ZM159 245V244H157ZM23 246V245H22ZM38 246V245H37ZM51 246V245H50ZM147 246V247H146ZM149 246L151 247V245L149 244ZM155 246V245H153ZM152 246V247H153ZM161 247V245H159ZM159 246H157L159 248ZM1 247V246H0ZM32 247V245H31ZM39 247V246H38ZM44 247V246H43ZM49 247V246H48ZM37 248V247H36ZM155 248V247H154ZM19 249V248H18ZM33 249V247H32ZM31 249V250H32ZM39 249V248H38ZM41 249V247H40ZM151 249V248H150ZM156 250V248H155ZM159 250V249H158ZM21 251V250H20ZM153 251V249H152ZM157 251V250H156ZM28 252V251H27ZM149 252V254H148ZM31 253V252H30ZM78 251H73L72 253L68 254V259L67 260H72L75 256V254H77ZM155 253V251H154ZM4 254V253H3ZM23 254V253H22ZM25 254V253H24ZM37 255V253H35ZM158 254V253H156ZM35 255V256H36ZM154 255V254H153ZM21 256V255H20ZM76 257V256H75ZM152 257V256H151ZM160 257V256H159ZM164 257V256H163ZM77 258V257H76ZM75 258V259H76ZM153 258V257H152ZM166 258V257H165ZM163 258V259H165ZM62 259V258H61ZM157 260V258H155ZM66 260V258H65ZM160 260V259H159ZM77 261V259L75 260ZM152 261V260H150ZM163 261V260H161ZM160 261V262H161ZM39 262V261H38ZM153 262V261H152ZM159 262V263H160ZM166 262V261H165ZM33 263V262H32ZM45 263V262H44ZM154 263V262H153ZM157 262L155 261L154 264H156ZM69 264V263H68ZM151 264V263H150ZM161 264V263H160ZM164 264V263H163Z\"/></svg>",
    "mask_w": 264,
    "mask_h": 264
},
{
    "label": "water",
    "instance_id": "water-1",
    "mask_svg": "<svg viewBox=\"0 0 264 264\" xmlns=\"http://www.w3.org/2000/svg\"><path fill=\"white\" fill-rule=\"evenodd\" d=\"M220 16H221V12L217 10V12L213 16L214 19H212L211 24L219 23L217 21L219 20ZM217 32L221 33V35H219L220 45H221L220 50L224 49L223 40L226 39V36H228V29L226 25H223V27H220V29H217V27L215 29L210 28V30H208L207 34L205 35V53L202 60L203 65L201 67L200 78L196 83L191 95L192 98L189 109V115L191 121L187 126V134L189 137L188 139L190 141V145L187 148L186 160L188 164L190 177L188 178V180L185 181L184 187L183 188L181 187L178 193L176 191V193L179 194L180 196L177 206H181L186 203L185 202L187 199L186 190L191 187L192 179L194 178V164L195 162L200 161V153H203L205 151L204 147L206 146L204 143V137L202 135L203 134L202 123L204 121L208 122L209 125L211 126V130H213L215 134L216 132L224 134L223 127L221 126L218 119V112L216 108L217 107L216 95L214 93L215 87H218L217 82L219 80V77L217 76L216 72L214 73L212 72V62H211L212 49L216 38L215 35ZM240 109L241 111L244 110L243 108ZM210 133L212 134L211 131ZM216 148L219 152H221V154L226 153V149L225 147H223V143L220 146L217 145ZM209 170L211 169L209 168ZM242 182H244V180ZM208 185L210 187L211 190L210 192L212 197L214 195V188L210 181H208Z\"/></svg>",
    "mask_w": 264,
    "mask_h": 264
}]
</instances>
